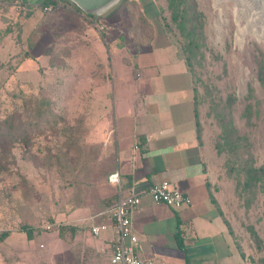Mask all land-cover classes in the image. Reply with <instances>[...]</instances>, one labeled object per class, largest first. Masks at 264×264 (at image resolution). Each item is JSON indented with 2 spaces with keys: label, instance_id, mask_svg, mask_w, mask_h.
I'll use <instances>...</instances> for the list:
<instances>
[{
  "label": "rangeland",
  "instance_id": "374dc122",
  "mask_svg": "<svg viewBox=\"0 0 264 264\" xmlns=\"http://www.w3.org/2000/svg\"><path fill=\"white\" fill-rule=\"evenodd\" d=\"M125 1L117 0L95 13V20L89 24L76 15L73 5L45 11L39 0H0V120L20 109L21 94L29 95L36 89L54 100L57 111L52 121L56 128L32 138L28 147L14 143L10 149L14 164L0 162V233L25 223L33 228L34 237L26 244L19 239L3 241L0 264L16 256L14 248L35 263H48L44 256L55 230L48 229V220L70 201L69 193L63 192L65 184L58 177L55 161L51 168L44 165L48 148L54 149L52 143L80 137L82 159L88 156L100 176L106 168L111 169L105 167L103 147L85 143L84 111L102 108V101L93 98L101 96V83L107 73H112L113 58L119 64H134L136 51L149 41L152 28L157 33L164 24L171 28L168 42L177 53L181 51L166 0ZM195 2L203 26L192 80L198 93L200 144L207 178L227 224L256 261L264 257V249L257 250L248 228L264 240V191L246 207L248 196L240 194L236 173L230 171L236 154L244 159L251 155L256 167L264 163V84L257 78V63L260 54L264 55V0ZM141 10L152 25L142 21ZM163 78H173V74L166 73ZM92 118L99 117L88 119ZM228 121L242 139L232 153L219 152L216 144L222 134L221 124ZM76 128L78 132H74ZM21 175L31 187L26 198Z\"/></svg>",
  "mask_w": 264,
  "mask_h": 264
},
{
  "label": "crops",
  "instance_id": "0c3cea01",
  "mask_svg": "<svg viewBox=\"0 0 264 264\" xmlns=\"http://www.w3.org/2000/svg\"><path fill=\"white\" fill-rule=\"evenodd\" d=\"M73 11L89 24L95 20V15ZM168 41L163 28L157 33L152 28L151 38L136 51L130 65L128 61L119 64L111 51L112 73L102 80L101 96L93 98L102 101V108L84 111L85 143L102 146L105 167L111 169L106 168L100 176L92 165L80 187L62 186L70 201L48 220L55 230L44 256L47 264H111L115 229L98 214L112 206L119 195L146 190L161 181L187 195L190 204L173 209L142 198L132 214L137 255L163 264H254L234 229L229 231L207 178L195 130L192 76ZM169 72L173 78H163ZM174 74L183 77L178 79ZM115 172L118 185L108 181ZM103 222L109 227L93 235L91 226ZM33 238L14 230L5 240L19 239L26 244ZM14 250L16 256L7 264H38L25 253L20 256L18 251L22 250Z\"/></svg>",
  "mask_w": 264,
  "mask_h": 264
},
{
  "label": "trees",
  "instance_id": "16d2710c",
  "mask_svg": "<svg viewBox=\"0 0 264 264\" xmlns=\"http://www.w3.org/2000/svg\"><path fill=\"white\" fill-rule=\"evenodd\" d=\"M63 1L73 5L85 15L93 16V14L80 10L72 1ZM121 1L124 2L125 0ZM166 3L170 12V21L175 25L180 37V58L192 76L194 73L193 66L197 62L196 58L200 55L199 48L201 44L199 40L202 37V14L197 10L195 0H166ZM40 6L43 10L45 7L50 6L51 9L49 11H51L60 9L65 5L62 4L61 0H44ZM142 21L145 22L144 17ZM170 29L168 24H164L163 33L165 36H167ZM260 57L261 59L257 63V78L261 84H264V55L260 54ZM49 92H46V94H50ZM43 93H45L44 90L36 89L32 90V93L29 95L21 94L22 105L20 109L13 111L12 114L0 120V162L7 165L14 164L15 156L10 152L14 143H21L23 147H28L31 144L32 138L41 136L46 129L51 127L56 128L52 125V121L57 115V111L54 110V100L50 99L48 94V96H45ZM193 96L195 130L197 140L200 143L201 129L197 112L198 93L194 86ZM221 127L222 134L220 141L216 144V148L219 152L232 153L234 149H238V141L242 138L236 135L237 132L230 121L221 124ZM74 132H78V128ZM51 145H53L54 149L48 148L49 152H47V155L43 159L44 165L51 168L55 161L58 177L63 179L64 184L66 186H73V188L80 187L84 175L92 166L91 163L89 164L88 156L82 159L84 147L81 145L80 137L77 139L65 137L64 141L60 143L55 142ZM237 155H235L234 160L231 162L234 167L231 168L230 172L236 173L240 194L248 196L244 202V205L248 207L255 199L257 193L264 191V163L256 167L251 155L245 159ZM21 182L23 184L22 195L26 198L31 187L22 175ZM211 201L215 203L213 198ZM227 227L230 231L228 224ZM248 229L257 250H263L264 240L259 239L252 228ZM16 230L25 233L27 239L32 238L33 228L28 224L22 223ZM10 232L8 230L0 233V243L9 236ZM59 233L61 234V232ZM253 263L264 264V257L259 258Z\"/></svg>",
  "mask_w": 264,
  "mask_h": 264
},
{
  "label": "built area",
  "instance_id": "2783aa9c",
  "mask_svg": "<svg viewBox=\"0 0 264 264\" xmlns=\"http://www.w3.org/2000/svg\"><path fill=\"white\" fill-rule=\"evenodd\" d=\"M50 6L44 8L49 11ZM108 181L113 184L119 183L118 174L115 172L108 176ZM150 198L154 203H161L173 209H180L190 204V198L172 187L169 182L161 181L152 183L148 189L131 192L129 195L120 196L116 202L101 211L98 216L106 218L113 223L115 229V240L111 247V264H163L152 257H141L135 253L138 243L132 224V214L138 208L141 199ZM48 229L54 227L47 226ZM109 227V224L103 222L91 226V233L99 235Z\"/></svg>",
  "mask_w": 264,
  "mask_h": 264
},
{
  "label": "water",
  "instance_id": "95a60500",
  "mask_svg": "<svg viewBox=\"0 0 264 264\" xmlns=\"http://www.w3.org/2000/svg\"><path fill=\"white\" fill-rule=\"evenodd\" d=\"M70 1H72L80 10L94 15L95 13L101 12L105 8H107L106 6L103 7V5L104 4L107 5L111 0H70Z\"/></svg>",
  "mask_w": 264,
  "mask_h": 264
},
{
  "label": "bare ground",
  "instance_id": "6f19581e",
  "mask_svg": "<svg viewBox=\"0 0 264 264\" xmlns=\"http://www.w3.org/2000/svg\"><path fill=\"white\" fill-rule=\"evenodd\" d=\"M117 0H111L107 5H103V7H109L110 5L114 4ZM100 8V7H99ZM102 8V7H101Z\"/></svg>",
  "mask_w": 264,
  "mask_h": 264
}]
</instances>
